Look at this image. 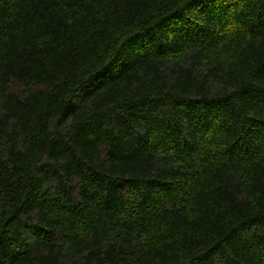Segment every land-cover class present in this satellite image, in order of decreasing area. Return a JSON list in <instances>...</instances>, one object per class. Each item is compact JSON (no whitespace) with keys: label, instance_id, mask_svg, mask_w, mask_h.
Returning a JSON list of instances; mask_svg holds the SVG:
<instances>
[{"label":"trees","instance_id":"1","mask_svg":"<svg viewBox=\"0 0 264 264\" xmlns=\"http://www.w3.org/2000/svg\"><path fill=\"white\" fill-rule=\"evenodd\" d=\"M0 264H264V0H0Z\"/></svg>","mask_w":264,"mask_h":264}]
</instances>
